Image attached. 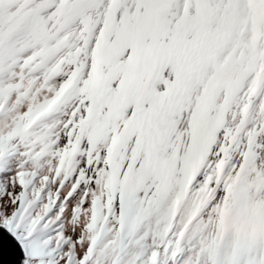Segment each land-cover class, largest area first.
<instances>
[{
	"label": "snow or ice",
	"instance_id": "6c2138e0",
	"mask_svg": "<svg viewBox=\"0 0 264 264\" xmlns=\"http://www.w3.org/2000/svg\"><path fill=\"white\" fill-rule=\"evenodd\" d=\"M0 264H264V0H0Z\"/></svg>",
	"mask_w": 264,
	"mask_h": 264
}]
</instances>
